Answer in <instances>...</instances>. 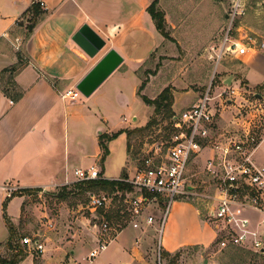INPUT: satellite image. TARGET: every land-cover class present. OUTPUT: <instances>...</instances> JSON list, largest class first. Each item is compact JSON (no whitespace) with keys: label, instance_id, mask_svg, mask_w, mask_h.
Returning <instances> with one entry per match:
<instances>
[{"label":"crops","instance_id":"0c3cea01","mask_svg":"<svg viewBox=\"0 0 264 264\" xmlns=\"http://www.w3.org/2000/svg\"><path fill=\"white\" fill-rule=\"evenodd\" d=\"M153 1L0 0V186L18 189L17 196L7 205V215L16 229L29 199L21 190L39 189L46 193L68 187L77 182L76 170L91 167L100 168L102 179L122 177L110 173L109 162L115 156L114 146L119 147L116 142L125 140L127 143V135L121 134L109 142L110 154L103 168L100 167L102 152L98 138L102 133L112 134L146 125L147 121L134 126H125L119 120L110 122L108 114L113 112L119 119L123 116L119 113L121 109L141 99L137 95L141 83L139 70L164 41L147 11ZM33 3H43L45 12L34 23H23L22 15ZM83 26H88L106 42L98 53L89 55L75 41ZM110 49L124 58L121 66L89 98L80 96L75 101L62 98L68 90L76 89L79 81ZM234 58L238 61L234 66L240 74L239 80H245L250 88L264 83V52L251 47L246 54ZM12 67L17 68L15 72L4 73ZM3 83L8 95L2 91ZM18 91L23 95L14 100ZM110 98L115 99L112 111L107 108V104H110L108 107L113 104ZM201 98L187 103L179 100L174 91L172 109L180 108L183 112ZM102 111L106 114H101ZM88 140L92 141V146L88 145ZM256 161L264 163L260 154ZM7 197V193L0 190L2 215ZM172 210L168 233L163 239L165 251L174 254L185 247L208 248L215 243L214 227L202 219L196 206L176 202ZM256 217L254 220L258 221L259 215ZM61 220L59 216L54 219L60 230L58 236L64 232L60 229L64 224ZM50 224L54 226L51 220ZM81 232L78 229L70 241L56 235L47 236L46 251L41 258L30 253L20 264L29 259L35 264V258L46 264H86L82 251L88 245L98 244L99 237L89 238ZM140 236L137 232L132 242L136 244L135 238ZM134 244L127 250L125 260L130 250L136 249Z\"/></svg>","mask_w":264,"mask_h":264},{"label":"rangeland","instance_id":"374dc122","mask_svg":"<svg viewBox=\"0 0 264 264\" xmlns=\"http://www.w3.org/2000/svg\"><path fill=\"white\" fill-rule=\"evenodd\" d=\"M158 6L165 15L166 31L169 37L166 38L162 35L164 37L162 45L139 70L141 83L147 81V89L145 88L142 94H145L149 99H156L164 89L170 87L173 98L174 91H176L179 100L191 103L192 101L195 102L198 97H202V94L208 90L210 96H215L221 91L218 88L226 84L225 79L228 80L233 77L234 83L232 82L229 86L238 92L237 96H234L231 102L227 103L221 102L219 99L215 100L220 132L227 136H240L249 128L261 136L264 135V90H256V87L250 88L246 85L245 80H239L240 74L237 71V66H234L238 64V61L234 56H227L216 68V64L211 60L208 51L212 43H219L225 35L229 25L226 13L230 9L231 0H159ZM236 26H240L241 32L239 34L246 43L253 42L259 48L258 50L264 52V48H262L264 43L263 7L250 2L245 19L238 22ZM234 36L239 37L237 33ZM210 39L211 42L207 44ZM2 86L7 88L4 83ZM109 101L113 104L111 107H108L110 104H107V108L112 111L115 99L110 98ZM173 111L175 116L182 112L180 108L175 110L173 108ZM153 112L152 107L138 99L134 103L130 102V107L126 106V109H121L119 113L123 116H120L119 119H116L113 112L108 116L110 122L117 123L119 120L124 122L125 126L140 125L145 121H147V125L151 121ZM101 114L106 113L102 111ZM175 132L172 118L166 112L160 113L143 134L132 135L129 140L131 144L129 152L125 140L116 142L119 147L114 146L115 156L109 162L110 173L113 176H122L125 172L129 176L132 175L139 159L150 149H155L156 146L164 145L165 150V145L171 140ZM88 145L92 146L91 140H88ZM263 152L264 147L259 150L256 157L260 154L263 160ZM209 155L208 151H204L199 157L191 159L189 163L187 181L189 185L195 187L193 194L177 196L169 205L166 200L163 204L158 205V208L151 210L150 212L155 219L152 226H147L144 219H139L140 227H133L131 214L128 212L129 204L126 202L128 192L123 194L122 192L112 193L109 190L97 191V189H93L82 193L75 190L73 186L83 183L77 181L68 186L66 192L69 195L63 199L56 197L62 191L61 189L46 193L37 191L28 194V206L23 208L20 224L17 226L15 245L27 251V248L22 244V239L25 236L35 237L39 235L38 238L43 243L46 242V247L48 242L45 239L48 238L47 236L53 237L60 231L58 224L56 225L54 221L59 216L64 222L60 226L64 232L62 235L56 236L59 239L63 238V241L72 240V235L78 232V229L84 231L89 238L94 235L100 239H114L108 244L107 249L92 262L87 260L88 253L99 245L86 246L85 250L82 251L86 264H121L126 259L127 250L134 244L132 242L133 236L137 232L141 236L135 238L134 247L136 249L130 250L129 258L122 264H159V262L161 264H264V254L249 249H243L244 252L238 251L239 257L232 261L229 258V253L236 250L229 248L221 250L215 243L208 248L202 246L185 247L186 249H181L179 258L173 263H170V259L162 257L161 252L165 251L163 239L168 233L170 214L176 202L193 204L199 209L202 219L206 220L207 211L212 205L211 198L215 192V183L205 168ZM100 167H102L101 163ZM91 194H106L110 198L111 204L92 213L89 209ZM106 214L111 215V220H108L110 229L104 234L102 222L105 221ZM244 214L257 218L256 212L247 211ZM164 216L163 227L160 231L159 227ZM50 220L54 223L53 228L48 226ZM95 224L98 228L94 227ZM85 229L90 231L86 232ZM44 234L47 235L44 237L42 236ZM8 236V228L0 208V243H6ZM27 253L30 254L28 251ZM31 254L35 256L34 253ZM0 255L7 258L11 256L5 245L0 247ZM34 262L35 264H44L38 258H35ZM24 264L34 263L29 259Z\"/></svg>","mask_w":264,"mask_h":264},{"label":"built area","instance_id":"2783aa9c","mask_svg":"<svg viewBox=\"0 0 264 264\" xmlns=\"http://www.w3.org/2000/svg\"><path fill=\"white\" fill-rule=\"evenodd\" d=\"M250 2L251 0H231L230 9L226 13L229 25L225 35L217 45L208 49L216 68L227 56H241L251 47L257 48L253 42L246 43L241 38V28L236 26L245 19ZM39 4L44 7L43 3ZM255 4L264 8V0H256ZM235 33L239 37L234 36ZM218 89L221 91L215 96H210L208 90L198 103L173 117L176 132L165 145V150L164 145L150 149L139 159L135 173L123 180L133 189L126 200L131 223L134 228H139V219H144L147 226H152L155 219L151 210L158 208L166 200L169 205L177 196L193 194L195 187L187 181L189 163L194 157L208 151L210 155L205 168L215 183V192L206 221L215 229L216 246L221 250L238 247L264 254V163L256 161L258 149L264 147V135L249 128L240 136H227L220 132L215 100L231 102L238 92L226 84ZM80 96L77 89H70L62 98L75 101ZM74 175L78 182L102 179L98 167L78 169ZM0 190L6 192L8 197L18 192L17 188L9 185H1ZM110 202L106 194H91L89 209L94 213ZM247 211L256 212L260 219L255 221L254 218L245 216ZM164 219L165 216L161 221L160 231ZM48 226L53 227L52 224ZM94 227L98 228L96 224ZM109 229V222L103 221L102 232L106 234ZM38 237L25 236L22 244L29 253L41 258L46 248ZM113 240L99 238V246L89 253L87 260L92 262Z\"/></svg>","mask_w":264,"mask_h":264},{"label":"trees","instance_id":"16d2710c","mask_svg":"<svg viewBox=\"0 0 264 264\" xmlns=\"http://www.w3.org/2000/svg\"><path fill=\"white\" fill-rule=\"evenodd\" d=\"M158 2L159 0H154L149 7L147 8L148 13L150 14L152 20L154 21L157 30L163 35L164 37H169L168 32L166 31V19L164 13L159 9L158 7ZM251 2H256V0H251ZM45 11H43L41 5L39 3H33V5L22 15V22L23 23H34L36 21V18L43 14ZM22 23V24H23ZM22 63V62H20ZM16 67H12L10 69H5L4 73H9L15 72ZM147 86V81H142L140 87L138 88L137 95L141 98L144 104L147 106H150L154 109L153 115L151 117V121L147 123L145 127H140V128H135L132 130H122L116 133L112 134H100L98 138V144L101 149V158H100V163L102 168L104 167V163L107 159V157L110 154L109 150V142L118 138L121 134H126L127 135V146H128V152L131 148L130 144V138L132 135L135 134H143L152 124V122L156 119V117L163 112H166L170 118L175 117L174 111L172 109L173 104H174V98L172 95V89L170 87L164 89L159 96L156 99H149L147 96L142 94V92L145 90ZM1 88V86H0ZM7 88H3L2 91L6 93L7 95L9 94L8 91H6ZM256 90H264V84L259 85L256 87ZM13 91V89H12ZM23 95L22 91H18L15 94L14 100H19ZM128 178L127 172L123 173L122 177L119 180H106V179H100V180H91V181H85L83 183H78L73 185L75 187V190H79V192H87L91 191L93 189H97V191L100 190H109L112 193L113 192H122L123 194L127 192L133 191L131 185L125 183L123 180ZM67 188L69 187H63L61 188V192L57 195L58 198L63 199V197H66L69 195V193L66 192ZM77 188V189H76ZM41 191L39 189L36 190H29V189H24L21 190L22 193L26 194H32L33 192ZM18 193H15L11 197H7L6 200L3 203V218L6 221L8 231H9V238L5 244H0V247L5 245L7 247V250L10 252L11 256L9 258L7 257H2L0 255V264H20L23 262L26 257L28 256L27 251L24 248H18L15 245L16 241V236H17V229L12 225L8 215H7V205L8 202L11 198L14 196H17ZM106 221L111 220V215L106 214ZM108 221V222H109ZM186 249V248H184ZM182 249V250H184ZM229 249L236 250L232 253H229V258L232 261H235L239 257L238 251L244 252L245 250L240 249V248H235L231 247ZM179 250L176 253L172 254L167 251H162V257L164 259H170V263L175 262L180 254L181 251ZM250 253V252H248Z\"/></svg>","mask_w":264,"mask_h":264},{"label":"water","instance_id":"95a60500","mask_svg":"<svg viewBox=\"0 0 264 264\" xmlns=\"http://www.w3.org/2000/svg\"><path fill=\"white\" fill-rule=\"evenodd\" d=\"M75 41L89 55L96 54L102 50L106 42L88 26H83ZM124 58L115 49H110L98 63L79 81L76 89L80 94L89 98L123 63ZM233 82L230 77L226 84L229 86Z\"/></svg>","mask_w":264,"mask_h":264}]
</instances>
